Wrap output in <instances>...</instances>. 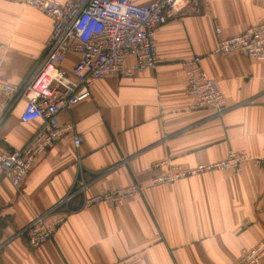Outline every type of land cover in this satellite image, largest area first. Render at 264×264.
I'll return each instance as SVG.
<instances>
[{
  "label": "crops",
  "instance_id": "crops-1",
  "mask_svg": "<svg viewBox=\"0 0 264 264\" xmlns=\"http://www.w3.org/2000/svg\"><path fill=\"white\" fill-rule=\"evenodd\" d=\"M263 19L264 0H195L157 29L158 66L101 78L81 93L60 116L82 137L78 151L66 132L20 190L0 176V264H235L259 244L264 257V61L215 53L220 38ZM52 27L42 12L0 0L1 83L26 82L45 56ZM193 57L224 95L221 116L188 109L182 63ZM76 61L69 53L63 67L69 72ZM134 62L129 57L126 66ZM24 106L17 101L0 122V153L20 149L39 126L20 120ZM242 150L250 160L240 175L215 171L152 183L164 160L188 169ZM80 171L88 196L130 185L142 190L113 206L80 208L75 198L52 239L29 249L20 233L69 193Z\"/></svg>",
  "mask_w": 264,
  "mask_h": 264
},
{
  "label": "built area",
  "instance_id": "built-area-1",
  "mask_svg": "<svg viewBox=\"0 0 264 264\" xmlns=\"http://www.w3.org/2000/svg\"><path fill=\"white\" fill-rule=\"evenodd\" d=\"M31 7L53 20L52 31L45 43V56L19 88L0 82V122L13 105L24 99L20 120L39 122L34 134L20 148L0 153V176L20 190L29 171L48 147L60 141L66 132L78 151L82 137L74 124H62L60 116L69 112L81 93H87L93 83L107 76L133 77L160 64L157 55L156 31L170 18L179 16L195 0H153L136 5L133 0H11ZM220 35L219 29L215 30ZM1 48V47H0ZM69 53L77 61L68 72L63 64ZM215 53L229 56L241 53L247 59L264 61V19L242 33L220 38ZM134 64L126 66V59ZM1 62V60H0ZM183 83L190 98L189 110L208 109L221 116L224 95L216 82L200 66L198 57L182 63ZM79 160V159H78ZM250 157L245 151H229L218 162L188 169L164 160L156 165L163 172L153 180L154 185L215 171L242 174V165ZM88 183L80 176L69 193L46 212L34 217L20 233L26 237L29 249L35 250L50 241L70 213L71 203L80 197V208L92 205H117L140 195L142 187L130 185L112 191L101 190L87 195ZM263 244L244 250L235 264H264Z\"/></svg>",
  "mask_w": 264,
  "mask_h": 264
}]
</instances>
